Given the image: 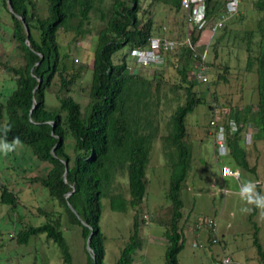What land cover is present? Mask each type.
<instances>
[{
	"label": "trees",
	"instance_id": "1",
	"mask_svg": "<svg viewBox=\"0 0 264 264\" xmlns=\"http://www.w3.org/2000/svg\"><path fill=\"white\" fill-rule=\"evenodd\" d=\"M0 1L10 15L13 37L23 60L19 67H5L15 81V88L0 100V140L20 142L29 147L36 159L49 164L46 173L32 178V181L47 189L49 197L63 209L68 225L80 229L86 264H105V236L99 227L103 201L110 210L120 213L135 210L142 203L151 146L155 139H161L170 169L167 191L170 216L164 222L167 228L164 264H178V254L183 248V233L179 227L183 207L180 192L190 162L185 117L201 102L189 73L195 70L196 62L202 53L207 52L205 48L210 43L205 45L199 41L200 31L192 32L190 39L193 45L197 44L196 49L177 44L167 51L179 50L180 61L177 68L180 81L170 85L168 91L173 100L178 101L176 91L181 89L184 101L177 103L169 115L167 134L159 135L158 115L162 87L166 83L158 78L156 70L147 75L139 69L133 72L135 68L126 65L123 57L118 62L113 61L114 54L123 45H130L128 53L137 47L145 49L149 46V39L154 37L151 20L138 17L140 0H112L107 10L97 6L100 0H45V16L35 11L33 0ZM144 1L150 6L162 3L172 5L176 11L181 10L179 0ZM226 1L206 0L203 16L208 20L218 18ZM240 6L241 2L238 11ZM253 10L258 14L254 29L243 32L247 53L245 68L248 72L253 70L257 77V109L252 124L248 118L252 107L247 105L230 110L222 125L227 155L237 165L254 172L239 141L244 127L254 125V138L264 143V0H255ZM96 13L104 24L97 32L93 49L88 102L81 106L67 95L57 97V107L47 108L45 93L54 76L58 79L60 91L66 92L81 77L82 68L79 66L74 70L67 61L68 53L62 52L58 44V31L72 30L76 41L85 34V24ZM222 29L224 32V25ZM186 31L185 22L181 40ZM254 35H258L255 47L252 46ZM224 70H228V65H224ZM216 77L227 82L219 73ZM229 122L238 126L233 135L229 134ZM69 139L72 141V155L67 150ZM120 179L126 181L128 198ZM0 188V204L13 209L17 205V195L4 185ZM255 210L254 205L250 217ZM137 214L133 215L130 235L115 264H132L134 254L141 248L138 221L143 219H138ZM64 233L57 217L39 226L22 228L14 240L23 245L33 236L44 235L46 241L58 247L62 264H74ZM89 237L91 252L86 246ZM253 244L260 263L264 264V251L256 237Z\"/></svg>",
	"mask_w": 264,
	"mask_h": 264
},
{
	"label": "rangeland",
	"instance_id": "2",
	"mask_svg": "<svg viewBox=\"0 0 264 264\" xmlns=\"http://www.w3.org/2000/svg\"><path fill=\"white\" fill-rule=\"evenodd\" d=\"M33 1L35 11L40 16H45V0ZM254 1L241 0L239 13L226 20L224 32L222 29L212 35L209 46L205 48L209 67L206 72L207 82L194 81L193 89L201 102L185 117L190 162L180 192L183 207L179 227L183 233V248L178 254V264H215L223 257L230 259L229 264H261L253 241L256 237L264 251V208H256L250 217L254 205L242 200L239 192L241 185L250 181L255 185V191L264 196V143L254 138V125L244 127L239 146L246 151L248 164L254 168L253 172L237 165L227 153L218 154L214 144L215 129L210 125V121L222 124L230 110L247 105L252 107L248 117L250 123L254 118L258 100L257 77L253 70L248 72L245 68L247 53L243 32L254 29L255 19L258 17L253 10ZM111 2L112 0H100L97 6L107 10ZM148 3L139 1L138 17L151 20L152 35L180 42L185 32L184 12L176 11L169 4L154 3L150 6ZM98 17L97 13L90 16V22L84 26L87 31L76 41L72 30L58 31L57 42L62 52L68 53L67 61L74 70H78L79 66L82 68L81 77L66 92L60 91L58 79L54 76L45 93L47 108L57 107V97L67 95L81 106L88 102L93 49L97 32L104 24ZM208 40V35L204 34L202 42ZM257 41L258 35H254L253 47ZM129 48V44L123 45L114 54L113 61L118 62L124 58L126 65L135 68L133 72L139 69L147 75L156 70L158 78L167 84L162 87V104L160 116L158 115L159 135L167 134L169 115L177 103L184 101L181 89L176 91L178 101L173 100L172 93L168 91L170 85L180 81L177 73L180 66L179 50L162 53L164 62L160 66L140 68L141 65H136L128 55ZM21 65L23 60L13 37L10 15L3 9L0 1V100H4L15 88V81L5 67ZM224 65H228L227 71L224 70ZM217 73L224 76L227 82L217 78ZM189 76L193 80L192 72ZM0 142L15 144L14 151L0 153V187L4 185L17 195V205L13 209L0 204V264H62L58 247L53 242L46 241L44 235L33 236L23 245L16 244L14 240L16 233L22 228L39 226L57 217L65 230L64 237L73 263L86 264L80 229L70 227L63 209L49 197L47 189L32 181L34 177L43 176L49 164L36 159L29 147L20 142ZM68 143L67 150L72 155V141L69 139ZM145 176L146 193L135 210L115 212L103 201L99 227L105 236V264H115L130 235L135 212H138V219L143 220L138 221L141 248L134 254L132 264H164L167 247V228L164 222L170 216V201L167 197L170 169L159 138L152 143ZM120 183L128 198L125 179H120ZM243 208L251 211L243 212ZM212 224L214 233L209 226ZM213 234L215 242H212Z\"/></svg>",
	"mask_w": 264,
	"mask_h": 264
},
{
	"label": "built area",
	"instance_id": "3",
	"mask_svg": "<svg viewBox=\"0 0 264 264\" xmlns=\"http://www.w3.org/2000/svg\"><path fill=\"white\" fill-rule=\"evenodd\" d=\"M206 0H180V9L184 12V20L187 25L186 35L180 42L171 41L166 38H151L149 49H133L131 56L136 60L138 64L159 65L163 62L162 53L172 49L175 45H185L191 49H196L197 44H192L190 34L192 32H201L200 39L205 31L214 33L220 30L227 19L234 16L238 11V5L240 0H228L225 4L224 11L218 16V18L208 20L204 14ZM209 67L205 63V53L200 55V58L195 64V70L192 71V79L199 83L207 82L206 72ZM210 125L215 129V145L218 154L226 153V141H225V128L223 125H217L214 121L210 122ZM238 126L234 122H229V134H235ZM237 176V174H236ZM212 232L214 231V224L209 225ZM214 233V232H213ZM216 239L213 238V242ZM230 259L223 257L220 261L215 264H229Z\"/></svg>",
	"mask_w": 264,
	"mask_h": 264
},
{
	"label": "clouds",
	"instance_id": "4",
	"mask_svg": "<svg viewBox=\"0 0 264 264\" xmlns=\"http://www.w3.org/2000/svg\"><path fill=\"white\" fill-rule=\"evenodd\" d=\"M180 1V0H179ZM227 2V1H226ZM226 2H225V4H226ZM240 2H241V0H240ZM240 2H239V4H240ZM225 4H224V8H225ZM238 8H239V5H238ZM224 11V10H223ZM222 11V12H223ZM238 12L239 11H237V13L233 16V17H235L237 14H238ZM217 32V31H216ZM215 33V32H214ZM214 33H209L208 31H205L204 33H203V35L204 34H207L208 35V37H209V40L208 41H206L205 42V45H208L209 44V41H210V39L212 38V35L214 34ZM203 35H202V37H203ZM202 37H201V40H200V42L202 41ZM152 38H162V37H152ZM151 39V38H150ZM150 39H149V45H150ZM169 40V39H168ZM178 42V41H177ZM204 42V41H203ZM202 43V42H201ZM138 48V47H137ZM134 49H136V48H134ZM138 49H140V48H138ZM145 49H149V46H148V48H145ZM133 49H131L130 50V52L128 53L129 54V56H131V51H132ZM163 53H165V52H163ZM132 57V56H131ZM162 57H163V55H162ZM133 58V57H132ZM133 60L135 61V63L137 64V65H141V64H138L137 62H136V60L133 58ZM163 62H164V57H163ZM163 62H162V64H163ZM162 64H159V66L160 65H162ZM149 65H154V66H156L155 64H149ZM141 66H148V65H141ZM194 81V80H193ZM196 82V81H195ZM219 125H222V124H219ZM237 125V124H236ZM238 129V128H237ZM214 132H215V130H214ZM233 135V134H232ZM214 137H215V133H214ZM248 141V140H247ZM214 144H215V139H214ZM15 150V144H13V143H7V142H0V153H3V154H7L8 152H11V151H14ZM226 153H227V148H226ZM225 153V154H226ZM224 155V154H223ZM258 184V183H257ZM239 194H240V197H241V199L242 200H244V201H246L248 204H253V205H255V207L256 208H264V196H262V195H260L258 192H256L255 191V185L252 183V182H245L244 184H242L241 185V187H240V192H239ZM241 211H243V212H248V211H251V209H248V208H243V209H241ZM211 230V229H210ZM212 231V230H211ZM213 238L215 239V235L213 234V237H212V242H213Z\"/></svg>",
	"mask_w": 264,
	"mask_h": 264
},
{
	"label": "water",
	"instance_id": "5",
	"mask_svg": "<svg viewBox=\"0 0 264 264\" xmlns=\"http://www.w3.org/2000/svg\"><path fill=\"white\" fill-rule=\"evenodd\" d=\"M89 240H90V237L88 238V240H87V249L91 252V249H90V247H89ZM94 258V257H93Z\"/></svg>",
	"mask_w": 264,
	"mask_h": 264
}]
</instances>
